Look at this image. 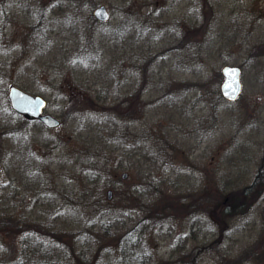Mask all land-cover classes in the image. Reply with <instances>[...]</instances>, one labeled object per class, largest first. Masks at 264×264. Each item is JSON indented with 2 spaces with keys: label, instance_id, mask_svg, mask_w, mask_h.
Masks as SVG:
<instances>
[{
  "label": "rangeland",
  "instance_id": "374dc122",
  "mask_svg": "<svg viewBox=\"0 0 264 264\" xmlns=\"http://www.w3.org/2000/svg\"><path fill=\"white\" fill-rule=\"evenodd\" d=\"M0 164V264H264V0H0Z\"/></svg>",
  "mask_w": 264,
  "mask_h": 264
},
{
  "label": "water",
  "instance_id": "95a60500",
  "mask_svg": "<svg viewBox=\"0 0 264 264\" xmlns=\"http://www.w3.org/2000/svg\"><path fill=\"white\" fill-rule=\"evenodd\" d=\"M93 15L99 22H106L110 18V14L105 5L95 8ZM224 80L221 84V94L228 101H236L242 93L241 74L242 69L239 66L226 65L222 69ZM9 99L13 109L19 114H23L30 119H39L46 126L55 128L60 125V120L51 114H43L47 106V101L40 95L29 94L20 88L11 85L9 89ZM2 167L0 164V176ZM122 177L126 179L127 173H123ZM108 198L112 199L113 191H108Z\"/></svg>",
  "mask_w": 264,
  "mask_h": 264
},
{
  "label": "flooded vegetation",
  "instance_id": "af4514ba",
  "mask_svg": "<svg viewBox=\"0 0 264 264\" xmlns=\"http://www.w3.org/2000/svg\"><path fill=\"white\" fill-rule=\"evenodd\" d=\"M11 86V85H10ZM10 89V88H9ZM23 90H25V89H23ZM25 91H27V90H25ZM28 92V91H27ZM32 94V93H31ZM32 95H37V94H32ZM46 99V98H45ZM8 100L10 101V99H9V91H8ZM46 101H47V99H46ZM10 106H11V108H12V110L16 113V114H18L19 116H22L25 120H27V121H33V122H38V123H40L41 125H43V126H45L44 125V123L41 121V120H39V119H30V118H28L27 116H25V115H23V114H19L18 112H16L14 109H13V107H12V105H11V101H10ZM47 107H48V101H47V106H46V108L44 109V112H43V114H51V113H48V112H46V109H47ZM52 116H54V117H56V118H58L59 120H60V125L62 124V121H61V119L58 117V116H55V115H53V114H51ZM59 125V126H60ZM59 126H57V127H59ZM46 127V126H45ZM57 127H55V128H57ZM48 128V127H47ZM50 129H53V128H50Z\"/></svg>",
  "mask_w": 264,
  "mask_h": 264
},
{
  "label": "trees",
  "instance_id": "16d2710c",
  "mask_svg": "<svg viewBox=\"0 0 264 264\" xmlns=\"http://www.w3.org/2000/svg\"><path fill=\"white\" fill-rule=\"evenodd\" d=\"M48 245H44V248L46 247L47 248Z\"/></svg>",
  "mask_w": 264,
  "mask_h": 264
}]
</instances>
